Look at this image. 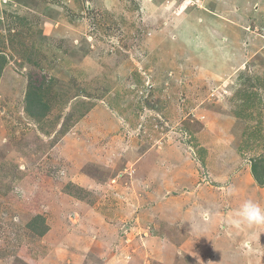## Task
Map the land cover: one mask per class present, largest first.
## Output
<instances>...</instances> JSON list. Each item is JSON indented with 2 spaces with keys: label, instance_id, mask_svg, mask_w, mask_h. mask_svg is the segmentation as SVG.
<instances>
[{
  "label": "rangeland",
  "instance_id": "374dc122",
  "mask_svg": "<svg viewBox=\"0 0 264 264\" xmlns=\"http://www.w3.org/2000/svg\"><path fill=\"white\" fill-rule=\"evenodd\" d=\"M248 200L264 0H0V264H264Z\"/></svg>",
  "mask_w": 264,
  "mask_h": 264
},
{
  "label": "clouds",
  "instance_id": "9594fccd",
  "mask_svg": "<svg viewBox=\"0 0 264 264\" xmlns=\"http://www.w3.org/2000/svg\"><path fill=\"white\" fill-rule=\"evenodd\" d=\"M228 194L231 195L232 192L230 191ZM236 215L241 222L247 223L249 226L264 225V208L252 200L245 201L237 209Z\"/></svg>",
  "mask_w": 264,
  "mask_h": 264
},
{
  "label": "trees",
  "instance_id": "16d2710c",
  "mask_svg": "<svg viewBox=\"0 0 264 264\" xmlns=\"http://www.w3.org/2000/svg\"><path fill=\"white\" fill-rule=\"evenodd\" d=\"M34 96V98H32L33 100H31V101H33V104H29V105H31V106H29V108H28V110H34V111H32V112H34L35 113V110H42V108H43V105H40V100H39V98H37V96L34 94L33 95ZM37 112V111H36Z\"/></svg>",
  "mask_w": 264,
  "mask_h": 264
}]
</instances>
